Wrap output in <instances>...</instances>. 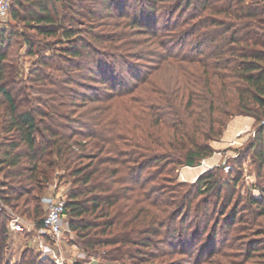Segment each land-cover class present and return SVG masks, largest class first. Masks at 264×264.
Here are the masks:
<instances>
[{
	"label": "trees",
	"instance_id": "trees-1",
	"mask_svg": "<svg viewBox=\"0 0 264 264\" xmlns=\"http://www.w3.org/2000/svg\"><path fill=\"white\" fill-rule=\"evenodd\" d=\"M57 1L12 0L10 17L26 30H0V202L39 228L43 190L62 170L68 227L83 251L140 262L164 246L175 254V237L187 232L179 227L197 221L206 231V194L223 183L216 168L190 184L175 182L173 170L211 156L234 116L264 119V0H61L62 13ZM158 10L173 20L163 31L155 17L142 19ZM137 35L148 36L155 64L135 75L129 58L145 55L130 51L145 42ZM13 36L35 56L29 80L37 86L27 101L16 98ZM177 37L195 44L176 48ZM116 64L137 81L113 76ZM84 69L104 86L93 95L78 89ZM263 132L261 125L256 134ZM193 189L203 195L195 203ZM260 189L249 206L264 216ZM224 208L218 216L228 224L236 213L227 218ZM7 219L0 205V264H54L30 248L10 262ZM257 232L264 236V227ZM240 249L245 259L231 264H264V239Z\"/></svg>",
	"mask_w": 264,
	"mask_h": 264
},
{
	"label": "rangeland",
	"instance_id": "rangeland-1",
	"mask_svg": "<svg viewBox=\"0 0 264 264\" xmlns=\"http://www.w3.org/2000/svg\"><path fill=\"white\" fill-rule=\"evenodd\" d=\"M61 3V0L57 1L60 13H62L63 10L65 11L64 6ZM11 4L12 0H9V8ZM151 17H155L157 19V31H163L165 29L164 27L173 21L159 10L155 16L145 15L142 19H144L146 23H150L149 18ZM67 24L69 25V23ZM74 25L77 27H84V22L78 21L74 23ZM1 29H5L6 33L10 30H17L18 32L26 30L20 21L10 17L9 10L7 17L0 18V30ZM96 29L98 30V28ZM115 30L116 28L114 27L113 31ZM148 30H151V28H148ZM143 37L144 36L142 35L132 36V39L136 38L138 41L145 40L143 44H137L131 47L130 50L132 53L134 52L138 55L145 53V57L143 56V58H137L136 56L129 58L128 62L132 64L135 75L147 69V65L155 64V62H151L149 59L153 56V54H151L153 46L149 45V40H146L148 39L147 35L146 38ZM11 44L12 45L8 50V54L13 57L11 60L14 62L17 69L14 76V84L20 91V94H18L16 98H23L25 99L24 101H27V99L34 97L37 86L35 82H31V80H29L35 56L26 54V45L21 42L20 38L13 36ZM173 44L176 48H179L182 44L189 47L190 45H194L195 42L194 38L184 39L182 37V39H180L177 37ZM50 52L51 50L43 49L44 55H47ZM87 65L91 64H85V66ZM126 67L129 68L130 66L126 65ZM83 71L84 78L79 81L83 83L82 85L85 87L78 88L79 91L82 90L87 95H93L96 92V88L102 89L104 87L101 83L95 81V79L93 80L92 78H89L90 76H88V73H85V69ZM80 72L82 73V71ZM115 73L113 76L118 77L117 75H119L118 79H120V77H124L126 81L130 80V83L137 81L135 79L137 77H131L127 71L122 70L119 64L115 65ZM107 75L109 78H107L105 85H107V83H109L108 81H111L112 79L111 75ZM121 87L124 86L121 85ZM15 93L17 94L18 90H15ZM94 104L99 105L97 102H89L86 106ZM23 107L24 106L20 107V109ZM3 108L4 103L0 105V111H2ZM78 109H82V106H80V108L78 107ZM250 121L252 122H249L248 118L242 115H236L229 120L221 139L211 142L215 150L211 156L204 158L205 164L208 167L203 165L200 166L201 160H203L201 159L198 165H181L177 166L173 170L172 174L175 177V182H185L190 184L194 182L197 176L203 171L216 168V174L220 177V182L223 183V187L218 194L215 190L206 194L209 199V218L207 217V222H203V224L207 226L206 231L201 230L202 226H197V224H199L197 221L194 222L192 228H188V225L186 226L185 224V226L179 227L181 232L183 229H186L187 232H185L186 235L182 232L184 236L180 238L175 237V254H171V252L168 251L169 248L167 246L154 250V253L158 257L151 256L153 250L152 252H149L150 255L145 257V259H147L145 262H140V260L133 261L129 259L110 260L102 257V252H99V254H88L73 243L75 235L74 232L69 229L68 216L65 215L64 229L61 234L60 242L54 243L48 236L45 235L42 237L43 241L49 243L53 247V250L45 254L39 251V238L36 231L32 230L31 232H19L18 235L20 237H17L16 239L13 235L17 232L10 233L7 252L9 261L13 263L18 260L22 251L27 248H30L35 254H40L41 258L46 257L52 260L54 264H56L54 261V255L61 260L62 264H208L209 260L213 261L209 264H231L229 259H233L234 262L244 260L245 258H243L242 254L244 251L240 248L245 246L247 241H252L254 239L255 241H260L264 239L263 234L257 232L258 229L264 227V216H257L256 213L259 206H249L250 198L261 197L260 188L264 189V165H260L258 161L259 153H262L264 159V132L260 136L261 139L256 134V130L261 125H264V119L256 123L252 117ZM234 126H237L238 128L235 130L237 133L236 135H234V133L231 134ZM58 173V176H63L59 178L54 174L51 183H48L46 188L43 190V195L59 193L64 196V193L70 184V179L68 176L64 175V171L60 170ZM194 194L195 198L193 203L198 201L203 196L202 194L197 195L196 189H193V195ZM0 205L5 209L6 213H17L15 210H12L2 202H0ZM223 207H225L224 214L227 215V218L230 216L229 214L231 210L235 209L236 216L234 220H229L228 224L226 223V218L222 219L221 216H218V212ZM239 217H241V220H238ZM253 218L257 221L255 224H253ZM213 226L215 228H213ZM213 230L216 233H214ZM162 251L168 252H165V255L160 256L159 254H163ZM202 254L204 255L200 257ZM163 259L164 262H161ZM253 260L254 259H248L247 261L252 262Z\"/></svg>",
	"mask_w": 264,
	"mask_h": 264
},
{
	"label": "built area",
	"instance_id": "built-area-1",
	"mask_svg": "<svg viewBox=\"0 0 264 264\" xmlns=\"http://www.w3.org/2000/svg\"><path fill=\"white\" fill-rule=\"evenodd\" d=\"M9 0H0V18L8 16ZM206 166L204 159L201 160L200 166ZM208 167V166H206ZM44 206V215L41 226L35 228V223L32 219L21 216L17 213H7V227L12 232H37L39 251L43 254L53 250V247L42 240V237L48 236L54 243L61 241L65 223V198L59 193L43 195L41 198ZM56 264H62L61 260L54 255Z\"/></svg>",
	"mask_w": 264,
	"mask_h": 264
},
{
	"label": "crops",
	"instance_id": "crops-1",
	"mask_svg": "<svg viewBox=\"0 0 264 264\" xmlns=\"http://www.w3.org/2000/svg\"><path fill=\"white\" fill-rule=\"evenodd\" d=\"M246 117L248 118L249 122H252V121H250L252 117H250V116H246ZM232 129H233V131L231 132V134L234 133V135H236L237 133H236L235 130L238 129L237 126H234ZM231 134H230V135H231ZM228 138H229V137H228ZM228 138H227V139H228ZM211 158H212V157H211ZM18 234H19V233H15V234L13 235L15 239H16L17 237H18V238L20 237Z\"/></svg>",
	"mask_w": 264,
	"mask_h": 264
}]
</instances>
